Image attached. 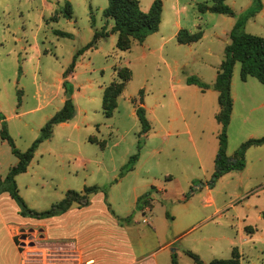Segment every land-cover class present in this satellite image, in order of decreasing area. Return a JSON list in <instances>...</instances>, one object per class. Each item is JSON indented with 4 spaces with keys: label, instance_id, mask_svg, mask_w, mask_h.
I'll list each match as a JSON object with an SVG mask.
<instances>
[{
    "label": "rangeland",
    "instance_id": "obj_1",
    "mask_svg": "<svg viewBox=\"0 0 264 264\" xmlns=\"http://www.w3.org/2000/svg\"><path fill=\"white\" fill-rule=\"evenodd\" d=\"M139 1L144 9L151 2ZM67 2L73 8L71 20L62 13ZM252 2L227 0L226 4L240 15ZM163 3L164 26L144 44L133 41L129 50L121 51L117 34L111 33L78 58L69 77L76 117L70 125L56 126L51 140L39 147L35 161L44 158V162L40 166L35 162L28 174L19 178L21 192L35 208L31 209L46 211L70 190L81 193L87 187H106L111 214L119 216L120 225L130 226L120 231L118 239L122 242L119 245L135 250L133 259L143 252L154 253L159 264H172L176 254L178 264H195L185 253L191 251L204 264H210L216 259H230L237 249L240 264H264V148L249 149L247 169L232 171L218 180L211 189L214 203H209L208 190L200 184L210 182L215 172L221 130L216 120L218 94L211 90L201 93L198 87L186 85L190 76L207 84L215 81V70L224 59L225 42L230 41V33L225 30L230 32L236 19L201 15L198 5H212V0ZM107 6L108 0H0V116L7 118L9 135L20 152L32 146L41 128L63 108V73L76 53L92 42L97 31L110 33L114 22L103 15ZM179 22L187 30L200 25L202 30L197 32L203 31V39L192 45L179 44L173 37ZM56 31L71 37H60ZM245 31L264 37V7L247 23ZM235 67L236 92L241 97L245 93L252 97L247 99L248 106L237 103L235 120L228 128L230 156L252 139L248 129L242 131L247 117H259L264 123V85L256 79L242 82L240 64ZM120 68H129L132 77L113 117L107 119L104 93L117 82ZM141 92L152 129L142 138L143 148L134 171L121 178L122 166L137 153L141 126L134 113L140 106ZM185 125L192 135L186 134ZM168 131L174 134L168 136ZM12 150L0 138V178L4 179L18 163ZM169 176L171 180L166 181ZM152 186V211L146 217L140 216L135 194ZM185 198L190 202L184 203ZM90 201L104 202L95 195ZM129 215L132 220L127 223ZM152 224L164 233L159 243L153 236L145 237L144 229ZM26 234L38 247L29 250V263H72L65 253L45 260L39 251L42 241ZM169 241V249H161ZM141 244L146 248L141 249ZM154 260L149 257L148 263Z\"/></svg>",
    "mask_w": 264,
    "mask_h": 264
},
{
    "label": "trees",
    "instance_id": "obj_2",
    "mask_svg": "<svg viewBox=\"0 0 264 264\" xmlns=\"http://www.w3.org/2000/svg\"><path fill=\"white\" fill-rule=\"evenodd\" d=\"M213 4H200L198 9L201 14L211 13L225 15L236 19L235 25L230 32V44L225 48V56L213 85L203 82L201 79L190 76L186 79L188 86H197L203 92L213 87L218 94L219 112L216 120L221 125L218 135V153L215 160V172L210 182L201 183V186L212 189L215 183L232 171H243L247 166L246 154L253 147L264 146V137L259 139H249L242 143L235 154L230 157L228 155V128L231 123L233 114V98L231 93V81L234 68L237 63L241 65L240 79L247 82L249 78L256 79L260 84L264 85V37L255 36L246 33L245 27L247 23L257 16L263 10L262 0H253L251 7L243 14L237 15L235 11L227 4V0H212ZM164 3L163 0H154L148 12L141 9L139 0H108V6L103 11L105 18L114 22V26L110 33L107 31H97L92 42L79 50L74 56L69 68L63 73V89L65 92V102L63 108L57 112L46 124L41 128L38 139L26 152H20L16 149L11 136L9 135L5 118L0 116L2 121V129L0 138L7 142L13 148L12 153L17 157L18 163L12 167L4 179L0 180V195L8 193L20 208V215L25 218L44 220L60 216L68 212L72 206L78 205L85 207L90 203V196L98 193L104 195L106 204L108 203V189L106 187H87L83 192L68 191L60 202L54 204L49 210L38 212L31 209L19 193L17 185V177L25 174L33 161L39 147L51 140L54 128L61 124L72 122L76 117V107L73 101L74 89L69 81L70 75L74 72L77 60L85 52L96 48L99 39L108 38L110 34H117V48L121 51H127L131 48L132 42L143 44L147 38L156 34L160 30L162 23ZM64 18L71 20L73 8L71 3L67 2L63 9ZM92 20L94 21L93 17ZM56 35L60 37L70 38L68 33L56 31ZM203 38V31L191 34L187 30H181L177 35L179 44L187 45L199 42ZM117 82H113L104 93L103 111L107 119L113 117L118 107V99L124 92L125 86L132 77L129 68H120L117 70ZM140 106L136 109V114L141 126L140 139L137 145V153L132 155L128 162L121 168L120 177H125L131 173L138 161L140 160L141 150L143 148V139L152 129L151 123L147 118L146 110L143 105V92L140 93ZM187 199V198H186ZM151 201V191L138 199L137 209L144 211L145 204ZM264 217V214H263ZM127 223L132 220V216L128 217ZM186 255L195 264H204L201 258L191 252L185 251ZM172 264H178L177 256H172ZM210 264H240V255L235 249L230 259H216Z\"/></svg>",
    "mask_w": 264,
    "mask_h": 264
},
{
    "label": "crops",
    "instance_id": "obj_3",
    "mask_svg": "<svg viewBox=\"0 0 264 264\" xmlns=\"http://www.w3.org/2000/svg\"><path fill=\"white\" fill-rule=\"evenodd\" d=\"M153 2L154 0H151V2L147 5L145 9L142 6L141 9L144 12H148ZM175 7L176 6H173L172 10ZM185 10L186 9L184 8L183 11ZM163 12H164V8H163ZM206 14H211V13H206ZM201 15H205V14H201ZM234 25L235 22L230 25L229 30L230 29L232 30ZM163 26H164V17L162 15V23L160 26V30L156 34H159L161 32ZM181 30H187V29H184L179 22L177 24L176 31L173 37L177 39V35ZM198 30H202L200 25H196L194 30L191 29L187 31H189L191 34H194L197 33ZM230 32H228V30H225L226 34ZM156 34L153 35L156 36ZM151 36H149L148 38H150ZM161 39L164 40L163 37H161ZM225 43L226 46L229 45L230 44L229 39H227ZM192 44H187V45H192ZM218 69L215 70V80L218 74ZM240 70H241V65H240ZM236 76L237 75H236V67H235L231 81V93H232L234 107H233V114L229 129L232 128L233 122L235 120L237 103L238 102L245 103L248 106L249 101L247 99H251L252 97L250 93H245V97L243 96L241 97L238 95V92H236L235 89V87L238 85L236 81ZM252 79L254 78H249L248 80H252ZM214 82L209 85H213ZM191 87L197 88V86H191ZM199 91L201 93L207 92V91L203 92L200 88ZM255 99L253 97V100ZM260 107L262 108L263 106ZM260 107L259 109H261ZM145 108H146L145 110L148 109L146 104H145ZM252 112L253 110H251V113ZM134 114L137 117L136 111ZM6 119L7 118H5V121H7ZM0 124L2 127V121H0ZM70 124L71 123H66V124H61L59 126H67ZM246 126H248V128ZM185 129L187 135H192L191 132L189 131L188 125H185ZM247 129H248L247 132L250 135L249 137L252 139H259V137L261 136L264 137V123L263 124L260 123L259 117L256 116L247 117L244 120V123L242 124V131H245ZM173 134L174 133L172 131H168L167 133L168 136H172ZM261 148H264V146H261ZM36 153L37 155L40 154L38 150ZM40 157L42 158L43 156ZM35 158H36V154L28 168V171L25 174L19 175L16 179L20 195L25 199L27 205L33 209H35L34 206L31 205L29 199L21 192V185L19 183V178L23 175L28 174L30 168H32L35 162L37 163L38 166H40V163L44 162V158L43 160L41 159V161L38 160L35 161ZM259 161L262 162L263 159ZM246 169L247 167L245 168V170ZM166 178H167L166 181L171 180L170 176ZM154 188L155 186H152L150 189H148L143 193L135 194L136 208H137L138 199L143 195H145L146 193L150 192V190ZM205 188L208 190L207 201L213 204L214 199L212 198V190L209 189L208 187ZM95 196L100 197L104 202H101L100 204L99 203L96 204L90 201L89 205L82 208L79 207L78 205H74L68 212H66L63 215L49 219H44V220H37V219L22 217L20 215V208L17 205V203L11 198V196L8 193H2L0 195V264H28L29 250L30 251L32 249L37 250L38 247L37 245H35V242L33 241V244L29 247V249L21 250L17 246V237L20 234H24V233L25 234L29 233V235H31V237L34 238L35 236H37V238H39L42 241L41 243L43 247L39 248V251H41L40 252L41 257L44 259L47 256H61L62 253H65V254H69V256L71 257L72 259L71 264H159V261L157 260V255H155L154 253L149 255V254H144L143 252L141 255L133 259V256H135L136 254L135 250H133L129 246L124 247L122 245H119L122 243L119 242L120 239H118V235L120 231H122V229L129 228L130 226H122L119 224L118 222L119 216L116 215L114 216L111 214L109 207L105 202L104 195L102 193L95 194ZM150 202L148 204L143 205L144 211H139L140 216L142 215L143 217H146V215L152 211V207L149 206ZM183 202L188 203L190 202V200H186L185 198ZM38 212H42V211H38ZM130 216L131 215L127 216L126 218ZM135 221H139V220L135 219ZM143 222L149 224V222L146 219H143ZM144 231H145V237L150 238V236H153L155 241H157L156 243H159V239L164 238V233L160 232V230H158V228H156L155 225L150 226V229H144ZM188 232L189 231L185 232L184 235H186ZM113 237H115V239L111 240V238ZM170 244L171 241L162 245L161 249L164 250L169 249ZM141 246H142L141 249H144L146 248L145 246L147 245L141 244ZM153 249L154 248H151V251ZM149 257L155 258L154 263H148Z\"/></svg>",
    "mask_w": 264,
    "mask_h": 264
},
{
    "label": "built area",
    "instance_id": "obj_4",
    "mask_svg": "<svg viewBox=\"0 0 264 264\" xmlns=\"http://www.w3.org/2000/svg\"><path fill=\"white\" fill-rule=\"evenodd\" d=\"M33 244V241L30 239V237L27 234H20L17 237V246L21 249V250H25V249H29V247ZM28 264H32L29 263ZM43 264H48V263H43Z\"/></svg>",
    "mask_w": 264,
    "mask_h": 264
},
{
    "label": "water",
    "instance_id": "obj_5",
    "mask_svg": "<svg viewBox=\"0 0 264 264\" xmlns=\"http://www.w3.org/2000/svg\"><path fill=\"white\" fill-rule=\"evenodd\" d=\"M210 89L213 90V87H211Z\"/></svg>",
    "mask_w": 264,
    "mask_h": 264
}]
</instances>
